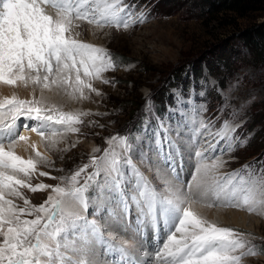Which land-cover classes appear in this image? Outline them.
I'll return each mask as SVG.
<instances>
[{
    "label": "snow or ice",
    "instance_id": "6c2138e0",
    "mask_svg": "<svg viewBox=\"0 0 264 264\" xmlns=\"http://www.w3.org/2000/svg\"><path fill=\"white\" fill-rule=\"evenodd\" d=\"M134 15L122 0H0V86L13 89L0 96V264H101L97 249L111 264H242L257 254L251 234L193 207L264 215V167L254 172L246 164L219 175L226 163L221 157L235 150L238 126L225 119L217 128L200 119L202 106L192 118L185 112L190 91H174L166 115H156L147 101L144 112L155 123L146 115L135 131L108 138L102 155L94 148L87 164L51 177L60 183H31L35 174L50 175L39 166L51 161L22 133H35L57 150L69 134L80 133L91 113L65 111L54 97L100 95L93 82L111 83L103 74L118 67V57L80 40L77 29L82 22L128 29L148 18ZM20 88L30 89V98L21 97ZM21 142L34 156L17 154ZM137 160L154 173L151 179ZM23 189L49 194L33 205ZM111 226L131 239L117 240Z\"/></svg>",
    "mask_w": 264,
    "mask_h": 264
},
{
    "label": "rangeland",
    "instance_id": "374dc122",
    "mask_svg": "<svg viewBox=\"0 0 264 264\" xmlns=\"http://www.w3.org/2000/svg\"><path fill=\"white\" fill-rule=\"evenodd\" d=\"M123 1L135 19L141 12L147 14L146 22L128 29L105 27L99 35L102 45L90 40L89 25L82 22L78 38L107 49L119 58L118 67L103 74L111 83L93 82L101 94L90 93V99L79 102V110L91 113L84 117L80 133L69 134L59 149L52 151L51 164L39 166L50 175L35 174L31 183L56 185L60 181L51 177L70 175L87 164L94 148L100 149L95 155H102L108 138L135 131L146 115L155 123L151 114L144 112L146 102H152L156 115H166V109L173 106V93L179 89L191 92V106H186L185 112L192 118H197L196 109L202 106L200 119L214 122L217 128L228 119L239 127L234 134L238 138L235 150L221 157L226 163L219 175L246 164L254 172L264 167L259 163L264 162V44L248 46L243 37L245 29L264 22V1L260 9L244 16L231 11L202 12L190 0H143L138 4L139 0H130L129 5ZM159 3L164 6L160 10ZM201 84L202 97L196 95ZM162 89L167 95L159 105L158 90ZM65 148L68 150L63 151ZM136 163L153 177L139 160ZM22 192L33 205L43 203L49 194ZM14 201L23 206L22 200ZM256 215L260 226L249 239L257 254L245 257L242 264H264V216Z\"/></svg>",
    "mask_w": 264,
    "mask_h": 264
},
{
    "label": "bare ground",
    "instance_id": "6f19581e",
    "mask_svg": "<svg viewBox=\"0 0 264 264\" xmlns=\"http://www.w3.org/2000/svg\"><path fill=\"white\" fill-rule=\"evenodd\" d=\"M123 4H124V2H123ZM81 25H84V24L81 23ZM81 25H80V27H81ZM88 29H89V34H90V37H89L90 40L92 42H95V44L99 43L102 45L103 42H102L101 38H99V35L105 29L104 28L103 29H95L91 26H89ZM78 30L81 31V28H78L77 31ZM12 92H13L12 88L7 87V86H0V96L11 95ZM18 93L21 97L30 98L31 90L20 88V89H18ZM54 99H55V102L57 104H59L60 106L63 107V110L75 111V110H79V107L82 108V106H80V103H79L80 101H72L66 97H63V98L54 97ZM23 134L30 136V142L37 145L38 151L44 153L48 157H52V151H54V150H51L48 147H46L45 143L41 141V138L39 136H37L35 133H31V132H23ZM67 137H69V136H67ZM64 142H65V140H64ZM58 149H59V146H58ZM16 152L18 155H21L24 158H28L30 155L34 156L33 151L26 150V145L23 142H21V144L17 146ZM185 179H187V176H185ZM193 207L200 214L207 217L209 220L215 221L221 226L236 229L239 232H242L245 234H251L252 231L256 230L260 226V222H261L260 218L257 217V215L255 213H248L246 211H242V210H239L236 208L204 207L200 204H196ZM262 216H264V215H262ZM101 223H103V222H101ZM110 231L113 232V234L117 238V240H119V239H125V240L131 239L130 235L128 233L123 232L118 226H111ZM251 236H252V234H251ZM95 259L98 261H101V264H111L110 259L104 255L103 249H97V255H96Z\"/></svg>",
    "mask_w": 264,
    "mask_h": 264
},
{
    "label": "trees",
    "instance_id": "16d2710c",
    "mask_svg": "<svg viewBox=\"0 0 264 264\" xmlns=\"http://www.w3.org/2000/svg\"><path fill=\"white\" fill-rule=\"evenodd\" d=\"M140 1L143 0H139L138 3ZM159 1L160 0L158 1L156 0V3H158ZM190 1L194 2V4L197 5V7L202 12L231 11L234 13H238L239 16H244L251 11L260 9L261 4L263 3L264 0H190ZM157 6H158L157 9L160 10L161 8L160 6L163 5L159 3ZM150 8H152V6ZM243 37H245L244 38L245 43L248 46L258 47L261 44H264V22H261L260 24L245 29V31L243 32ZM166 91H167L166 89H162L160 91L158 90L159 98L157 99L159 100L158 101L159 105H161L162 100L166 97L167 95V93H165ZM241 126H242L241 128L242 134H244L245 131V127H243L244 123Z\"/></svg>",
    "mask_w": 264,
    "mask_h": 264
}]
</instances>
